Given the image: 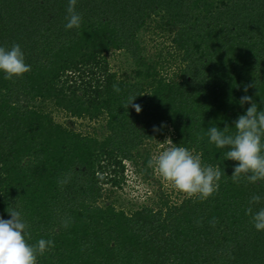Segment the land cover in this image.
Masks as SVG:
<instances>
[{
    "label": "trees",
    "instance_id": "16d2710c",
    "mask_svg": "<svg viewBox=\"0 0 264 264\" xmlns=\"http://www.w3.org/2000/svg\"><path fill=\"white\" fill-rule=\"evenodd\" d=\"M67 6L0 0V46L18 43L31 66L12 80L0 72V216L16 208L30 244L55 242L38 264H264V231L246 214L253 195V213L264 207V182L234 183L238 162L207 135L235 131L245 94L264 110V0H77L82 21L70 30ZM151 14L171 33L169 74L140 56L136 34ZM117 50L144 66L138 80L112 70ZM133 96L139 113L123 107ZM58 112L105 131H77ZM167 140L218 166L219 190L172 201L160 189V206L130 210L103 202L124 186L128 163L147 176L148 145Z\"/></svg>",
    "mask_w": 264,
    "mask_h": 264
},
{
    "label": "clouds",
    "instance_id": "9594fccd",
    "mask_svg": "<svg viewBox=\"0 0 264 264\" xmlns=\"http://www.w3.org/2000/svg\"><path fill=\"white\" fill-rule=\"evenodd\" d=\"M76 5L77 0H68L66 30L80 27L82 17L76 11ZM30 70L31 66L26 63L25 54L18 43L10 48L0 46V72L5 74V79L12 80ZM252 86L246 85L244 92L247 93ZM113 90L117 93L121 91L118 83L113 85ZM135 98L129 97L123 107L127 109L131 106L139 113L142 108L133 103ZM239 102L241 105L250 103L251 106L234 121L235 131L229 133L228 126L223 130L212 126L207 135L210 143L217 148L228 149L224 153L226 159L238 162L231 175L234 183L239 184L242 179L250 183L264 182V110H258L257 103L247 94ZM148 166L154 168L159 177L175 189L187 194L189 198L198 197L200 200L208 199L219 190V181L223 175L218 166L205 165L200 155L172 143L154 155L148 161ZM261 199V196L253 195L246 210L258 231H264V207L253 213L251 205L259 203ZM7 211L10 219L0 216V264H38V256L54 247L55 242L41 238L36 244H30L29 225L21 212L16 208H8Z\"/></svg>",
    "mask_w": 264,
    "mask_h": 264
},
{
    "label": "rangeland",
    "instance_id": "374dc122",
    "mask_svg": "<svg viewBox=\"0 0 264 264\" xmlns=\"http://www.w3.org/2000/svg\"><path fill=\"white\" fill-rule=\"evenodd\" d=\"M160 20L161 14H151L150 17L146 19L147 22L144 27L137 32L136 38L138 39L141 47H144V50L140 54L143 58V60H141L154 63L158 69L160 68L162 74H169L176 67L172 58L169 57L165 61L167 54L164 46L165 44L171 46V33L164 32V30H162V27L159 25ZM164 40L166 41L164 42ZM163 48L165 50L162 51ZM107 57L113 67L112 70L119 73L120 77L128 76L129 78L131 76L132 80H138V77H135L136 72L141 68L143 69L144 66L142 67L141 65L136 64L132 58H129L122 51L118 50L110 52ZM142 81H144V79H142ZM55 116L57 120L76 129L77 131L96 134L98 138H100L101 134L105 131L100 129V121L97 122L89 121L87 119L69 118L61 112L55 113ZM166 139H169L168 136ZM170 143L171 142L167 140L149 144L148 146L151 150L152 157L159 154L160 151L166 149ZM146 168L148 172L146 173L147 176L144 175V172L138 171L137 166L128 163L126 182L124 184L122 183L124 186L122 189H112L109 187L108 192L104 195L103 202L107 203L112 199H117L118 206H123V208L130 210L131 208L137 207L141 204L151 205V203H154L155 206H160L162 203H160V200L158 199V193L161 190L164 191V196L171 195L170 198H172V201H176V199L185 194L175 189L170 183L163 181L162 178H160L155 172L154 168L149 166H146ZM111 192H117L119 198L117 195H111Z\"/></svg>",
    "mask_w": 264,
    "mask_h": 264
}]
</instances>
